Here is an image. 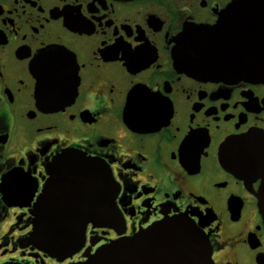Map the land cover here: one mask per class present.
<instances>
[{
	"label": "flooded vegetation",
	"instance_id": "af4514ba",
	"mask_svg": "<svg viewBox=\"0 0 264 264\" xmlns=\"http://www.w3.org/2000/svg\"><path fill=\"white\" fill-rule=\"evenodd\" d=\"M243 1L0 0V264L84 261L178 215L209 237L214 264H264L262 180L221 161L225 142L264 134V81L196 75L177 53L221 19L217 40L239 59ZM55 93L67 98L49 107ZM75 155L110 167L122 220L89 223L60 261L27 240L44 185Z\"/></svg>",
	"mask_w": 264,
	"mask_h": 264
},
{
	"label": "water",
	"instance_id": "95a60500",
	"mask_svg": "<svg viewBox=\"0 0 264 264\" xmlns=\"http://www.w3.org/2000/svg\"><path fill=\"white\" fill-rule=\"evenodd\" d=\"M232 9L245 25L246 50L239 59L233 58L222 39L217 40L224 26V20L219 19L216 25L180 39L178 62L208 78L225 75L229 79L264 81V0L243 1ZM49 98L45 104L51 107L52 99L62 101L67 95L55 93ZM221 149L225 169L240 178H261L258 202L264 220V134L247 133L225 142ZM79 156L75 155L74 165L52 172V180L44 185L35 204L34 227L27 240L60 261L84 246L89 223L111 227L122 220L113 215L116 187L110 167ZM212 253L209 237L188 216L178 215L131 237L111 240L86 260L69 264H214Z\"/></svg>",
	"mask_w": 264,
	"mask_h": 264
}]
</instances>
